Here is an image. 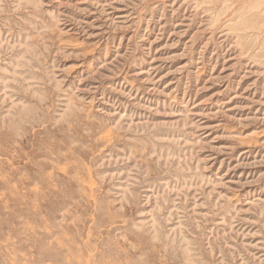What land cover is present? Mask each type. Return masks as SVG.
<instances>
[{
	"label": "rangeland",
	"instance_id": "obj_1",
	"mask_svg": "<svg viewBox=\"0 0 264 264\" xmlns=\"http://www.w3.org/2000/svg\"><path fill=\"white\" fill-rule=\"evenodd\" d=\"M0 264H264V0H0Z\"/></svg>",
	"mask_w": 264,
	"mask_h": 264
}]
</instances>
